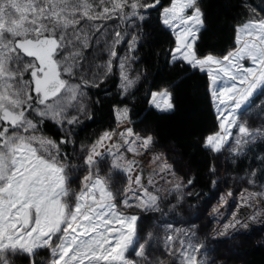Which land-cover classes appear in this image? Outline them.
Instances as JSON below:
<instances>
[{
	"label": "snow or ice",
	"instance_id": "6c2138e0",
	"mask_svg": "<svg viewBox=\"0 0 264 264\" xmlns=\"http://www.w3.org/2000/svg\"><path fill=\"white\" fill-rule=\"evenodd\" d=\"M159 4L160 0H0V264H12L16 256L27 257L29 264H168L159 258L148 260V240L140 242L139 217L129 211L133 203L144 211L159 210L160 197L140 185L138 176L135 183L143 195L132 192L135 199L131 203L126 195L121 207L106 178L100 175L97 157L102 153L97 148L110 140L111 134L106 132L90 147L81 145L86 152L88 174L79 192L70 186L78 165L69 163L68 153L61 147L75 145L70 126L89 115L84 103L86 86L96 85V78L77 77L79 52L70 47L88 46L93 29H106L95 23L98 19L118 17L122 22L136 24L149 18V10ZM242 7L255 17V9L247 4ZM159 19L175 36V46L169 49L170 63L206 69L213 100H219L226 109L221 111L217 105L223 117L221 131L206 135L203 148L221 152L236 128L231 152L238 157L246 148L251 150L249 145L264 138V126L252 127L248 123L254 108L258 107L257 117L264 114V100L258 99L264 95V18L237 24V46L219 56L211 51L202 53L197 47L206 30L202 0H170ZM113 31L107 34L111 42L105 39L109 71L112 58L117 57L116 46L124 39V33ZM139 43L140 37L132 35L128 50H137ZM248 62L251 66H246ZM127 67L128 58L119 57L122 94H127L140 78L139 74L130 77ZM175 87L169 82L149 90L146 102L150 109L173 112L176 104L171 89ZM129 113L125 106L124 116L127 118ZM47 120L64 129L59 143L40 134ZM120 135L133 152L155 143L154 134L147 130L142 134L127 127ZM120 159V155L114 156L113 167H123ZM128 163L130 170L134 161ZM251 176L255 177L256 172L252 171ZM187 183L191 185L193 180ZM181 187L182 183L174 185L176 190ZM131 191L130 183L125 192ZM238 226L248 227L246 222L235 219L217 233L215 243L234 238L237 233L230 237L228 230ZM165 232L163 248L172 264H215L208 258L214 249L198 240L195 232L179 233L170 224ZM220 236L224 239H218ZM130 248L137 260L126 255ZM40 250H49L47 261L38 258Z\"/></svg>",
	"mask_w": 264,
	"mask_h": 264
},
{
	"label": "trees",
	"instance_id": "16d2710c",
	"mask_svg": "<svg viewBox=\"0 0 264 264\" xmlns=\"http://www.w3.org/2000/svg\"><path fill=\"white\" fill-rule=\"evenodd\" d=\"M160 1V5L149 10L150 17L145 21H138L136 24L127 22L130 33L140 37L137 50L130 52L132 75L135 77L139 74L138 82L127 94H122L117 57H114L111 71L106 72L105 78L96 82V85L86 86L90 114L85 119L81 118L79 124L70 126L75 145L62 144L61 147L68 153L71 164L76 153L82 149V144L89 147L103 132L116 127L114 108L127 106L134 131L143 134L144 130H147L154 134L157 150L166 152L167 159L174 164L177 171L180 169L177 158H180L185 172L180 170L187 181L193 180L190 185L193 192L184 196L180 209H168L167 203L171 200L161 199L159 210L149 212L147 218L138 220L139 240L141 243L148 240V260L159 258L172 264L163 248L165 229L170 224L173 229L179 230V233L195 232L199 240L206 241L209 248L214 249L208 253V258L214 259L215 264H264V226L260 231L238 234L227 239L226 243L217 244L216 239L212 238V222L207 215L200 219L201 207L210 203L215 185L213 153L203 148L202 140L218 129L219 122L207 73L190 69L180 63H170L169 49L175 46V36L159 19L162 8L169 5L170 0ZM242 4L255 9V17L242 7ZM202 7L206 17V30L202 31L201 38L197 41V47L202 53L211 51L221 55L227 52L235 45L237 24L256 17L264 18V0H202ZM128 38L123 39L120 51L125 48L124 41H128ZM101 49L91 43L90 47L83 49V60L90 56L91 64L97 57L94 54L99 55ZM89 64L87 68H90ZM169 82L176 84V87L171 89L175 96V110L171 113H161L150 109L146 102L150 99L149 90H156V86L164 87ZM258 99L264 100V95ZM257 111L258 107L252 110L253 118H257V123L264 124V114L257 117ZM41 128L42 134L57 143L65 135V131L51 120L45 121ZM249 148L251 150L246 148L238 157L234 154L227 156V179L233 181L238 177L246 180L250 178L257 183L255 190L261 195L262 190L264 191V163H261L264 158V142H254ZM168 149H173L177 158H174ZM252 171L256 172L255 177L251 176ZM149 233L152 234L151 238ZM39 255L38 258H44L43 252L40 251ZM126 255L132 260L138 259L133 249ZM27 263L29 264L27 257L22 256L20 264Z\"/></svg>",
	"mask_w": 264,
	"mask_h": 264
},
{
	"label": "rangeland",
	"instance_id": "374dc122",
	"mask_svg": "<svg viewBox=\"0 0 264 264\" xmlns=\"http://www.w3.org/2000/svg\"><path fill=\"white\" fill-rule=\"evenodd\" d=\"M127 22H122L118 17H113L110 20L98 19L95 21V23L105 25L106 29H101V32H96L95 29H93L91 35L88 37V46L77 45L75 49H72L70 47L71 51L79 52V56L76 57L77 77L82 76L84 77V79L89 80L96 78V82L102 80L103 78L101 79V77L105 78L106 72L109 71L107 67L109 56L108 51L105 47V39L107 37L108 42L110 43L111 36L107 34H114L113 30H118L124 33L125 40L129 37V41L132 38V35L134 34L130 33L127 26ZM97 41H99V43H97ZM128 41H124L126 42V45L125 48L121 51L120 44L123 45V40L119 45L116 46V60L120 76L119 57L126 56L128 58L127 71L129 76L133 77L131 71V51L128 50ZM91 43L96 47H101L102 49L99 50V55H97V53L94 54V56L97 57L94 59V61L91 62V64H89L90 56H86V60H83L82 55L83 49L90 47ZM236 46L237 44L235 41L234 47ZM100 51L102 54L100 53ZM113 59L114 57L112 58V62ZM88 64L91 65L90 68H87ZM246 66H251V63L248 62ZM202 72L207 73V70L205 69ZM76 82L79 83L80 81L76 80ZM217 83L220 84L221 81H217ZM236 83H239V81H236ZM210 92L212 95L211 81ZM212 101L220 125L223 119V117H221L217 111V105H220V102L219 100L214 101L213 96ZM84 103L86 104L88 112L90 114V100L87 93L84 99ZM220 108L221 111H226L223 105H220ZM124 109L125 106H117L114 108L116 116V127L112 130H107L103 132L100 136L101 138L106 132L111 134V139H106L103 142V146H98L97 148V151L102 153L100 157H97L99 161L98 167L100 169V175L106 178L110 190L114 194H116V199L121 201V207L123 206V198L126 195L129 197L130 203L133 202L135 199V197L132 196V192H135L136 196H142L143 192L140 188V185H143L144 187L148 188L149 192L154 193L155 195L160 197V201L161 199H169V201L171 200V202L167 203L168 209H180L183 204L184 196L192 194L193 192V188L187 183L186 177L182 172L184 171L183 161L180 158H177V155H175L173 149H168L169 151L171 150V155H174V158H177L178 167L181 170L183 169L182 171L180 169L179 171H177V169L174 168V164H172L169 159H167L166 152L157 150L155 145H152L148 149H140L138 152L130 151L128 145L124 142V138L120 135V133L124 132L125 128H133L130 116H128L127 118L124 116ZM69 111L70 113L75 114L73 109H69ZM88 116H81L80 119H85ZM248 123L252 127L264 126L263 123H257V118L254 119L252 114L248 119ZM67 127L68 125H65V128ZM217 131H221L219 126L215 132ZM237 131L238 129L236 128L232 129L233 136L228 137V143H226L225 147L221 152H212L214 157L213 168L215 169L214 192L210 203H207L201 207L200 219L207 215L209 220L212 222V238L214 239H217V233L224 231L225 224H229L235 219H239L242 222H246L248 227L244 228L238 226L235 230L230 228L228 230L230 237L232 236L233 232L237 233L236 235L252 234L254 231H260L261 228L264 226V191L262 190L261 193L263 194L260 195V192L258 190H255V186L257 188V183H250L249 181L252 180L250 178H247L246 180V178L238 177L234 178L233 181H228L227 179L225 171V162L227 160V156H229V154H233L231 152V147L235 144V133ZM42 135L50 138L45 134ZM96 141H94L92 144L96 143ZM257 141L264 142V138L257 139L255 142ZM85 155L86 152L83 149H79V151L76 153L75 159L71 162V164L78 165V170L72 173V179L70 182L71 188L74 189L76 192H79L83 184V177L88 174L87 165L84 163ZM115 155L121 156L119 163L123 165L122 168L113 167L112 162ZM130 161H134V163L130 166L129 170L128 162ZM138 176L140 177V185H137L135 183V179ZM150 180L152 181L151 184H149ZM130 183L132 191L126 193L125 189L129 188ZM177 183H182V187L179 190H176L174 188V185ZM181 197L182 200L179 199ZM174 205L175 207H173ZM129 211L133 214H136L140 219L143 217L147 218L148 213L154 210L144 211L143 209L136 207L133 203V207L129 209ZM250 217H255V219H250ZM201 230L203 231V229ZM197 239L199 240V238ZM218 239L223 240L224 237L220 236ZM40 251L43 252L44 255V258L42 259L44 261H47L50 257L49 250ZM128 252L126 254H128ZM233 253H235V251H233ZM21 257L22 256L13 257L12 264H20Z\"/></svg>",
	"mask_w": 264,
	"mask_h": 264
},
{
	"label": "water",
	"instance_id": "95a60500",
	"mask_svg": "<svg viewBox=\"0 0 264 264\" xmlns=\"http://www.w3.org/2000/svg\"><path fill=\"white\" fill-rule=\"evenodd\" d=\"M160 4H161V1H160ZM160 4H159V5H160ZM156 6H158V5H156Z\"/></svg>",
	"mask_w": 264,
	"mask_h": 264
}]
</instances>
